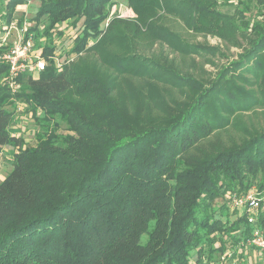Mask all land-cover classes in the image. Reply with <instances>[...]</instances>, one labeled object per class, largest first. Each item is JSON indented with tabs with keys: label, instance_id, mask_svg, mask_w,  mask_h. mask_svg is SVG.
<instances>
[{
	"label": "trees",
	"instance_id": "16d2710c",
	"mask_svg": "<svg viewBox=\"0 0 264 264\" xmlns=\"http://www.w3.org/2000/svg\"><path fill=\"white\" fill-rule=\"evenodd\" d=\"M26 1L10 0L5 8L11 13ZM114 1L43 0L36 15L48 17L46 34L70 19L80 30L73 48L80 53L90 49L91 38L113 29ZM180 1L190 31L231 42L237 34L246 45L208 83L171 68L191 98L169 105L158 119L130 122L109 86L68 65L21 74L14 94L0 83V148L13 149L11 168L0 180V264H189L194 249L195 264H211L229 243L230 257L241 259L251 229L264 228L263 213L252 226L228 201L231 193L264 187V130L243 122L245 111H264V0ZM220 1L231 3L232 12L219 10ZM137 4L130 6L149 21L144 0ZM182 49L183 59H202L216 47L183 43ZM5 72L0 66V76ZM71 87L81 101L64 96ZM16 100L42 113L35 146L23 147L11 130ZM55 117L66 134L56 132L58 122L50 126ZM221 132L239 133L197 157L200 145ZM225 196L226 207H217Z\"/></svg>",
	"mask_w": 264,
	"mask_h": 264
},
{
	"label": "rangeland",
	"instance_id": "374dc122",
	"mask_svg": "<svg viewBox=\"0 0 264 264\" xmlns=\"http://www.w3.org/2000/svg\"><path fill=\"white\" fill-rule=\"evenodd\" d=\"M137 1H114L109 9L110 18L116 22L113 29L106 32L104 37L91 38L88 43L90 49L80 53L73 51L74 38L80 30L71 26L70 19L54 25L52 33L46 34V29L49 28L48 17L36 15L43 0H27L26 7H23L24 3L19 7L20 10H25L31 21L30 25L35 28L32 31V43L35 49L46 48L48 54L57 55L64 62L63 67L68 65L75 74H85L103 81L110 87L111 96L123 115L132 123H143L162 117L169 105L182 104L191 98V91L172 79L169 74L171 68L178 65L182 72L192 73L196 79L208 83L214 78L220 65L237 58L246 42L237 34L233 35L235 41L231 42L223 40L216 33L190 31L182 21L188 14L185 4L180 0H144L146 5L144 10L153 16L145 22L140 19L141 16H138L135 8L130 6L135 4L138 8ZM151 2L154 3L153 7L147 8ZM218 8L223 12L231 13L233 6L226 1H220ZM15 17L19 18V14L16 13ZM117 20H124V23H118ZM105 24L106 22L102 27H105ZM183 43L203 44L216 49L211 55L202 59L192 57L193 54H185L188 56L183 59L181 54L186 53L182 49ZM159 67L164 71L162 75L159 74ZM2 79L1 75L0 82ZM64 96L81 101L72 87ZM16 104L19 110L14 113L13 130L20 131L23 147L35 146L36 136L43 130L42 113L33 112L32 110L35 109L30 102L16 100ZM244 114L243 122L248 127L254 131L264 130V111L257 108L254 114L250 111H245ZM55 121L59 123L56 132L66 134L68 131L65 124L58 117L51 120L50 126L53 127ZM223 132L215 134L202 143L197 149V157L219 149L221 141H228L229 137L236 136L240 131L230 135H225ZM11 148V146L0 148V179L11 168L13 153ZM226 201L225 196L223 199H218L215 205L218 207L223 204L226 207ZM224 210L228 214V219L234 220L235 215L225 208ZM227 246L228 250L225 253L213 254L211 264H264V256L250 250L244 251L241 259L228 257L232 248L229 247L230 243ZM195 252L194 249L189 264H195L197 253ZM204 255L205 259L206 252Z\"/></svg>",
	"mask_w": 264,
	"mask_h": 264
},
{
	"label": "built area",
	"instance_id": "2783aa9c",
	"mask_svg": "<svg viewBox=\"0 0 264 264\" xmlns=\"http://www.w3.org/2000/svg\"><path fill=\"white\" fill-rule=\"evenodd\" d=\"M9 1L0 0V66L6 67L0 83L7 86L14 94L18 90V77L21 74L34 77L45 70L49 63L56 70H61L64 62L57 55H44L43 49L33 47L30 30L32 26L27 13L23 9L20 10V5H17L10 13L5 8ZM26 6L24 3L23 7ZM16 13L19 14V18L15 17ZM17 110H19L18 107ZM228 201L230 209L236 211L238 216L245 214L248 223L252 226L256 225L261 213L264 215V187L259 189L257 186H251L244 192L231 193L228 195ZM242 245L244 251L250 250L264 256V228L253 227ZM230 255L231 252L227 256L230 257Z\"/></svg>",
	"mask_w": 264,
	"mask_h": 264
},
{
	"label": "crops",
	"instance_id": "0c3cea01",
	"mask_svg": "<svg viewBox=\"0 0 264 264\" xmlns=\"http://www.w3.org/2000/svg\"><path fill=\"white\" fill-rule=\"evenodd\" d=\"M14 127L11 126V130H13ZM13 132L15 133L16 136L20 135V131L19 130H13ZM22 137V136H21ZM4 148V147H3ZM12 149V148H11ZM4 177H2L0 180H2Z\"/></svg>",
	"mask_w": 264,
	"mask_h": 264
}]
</instances>
